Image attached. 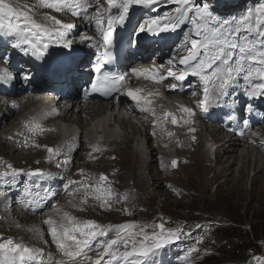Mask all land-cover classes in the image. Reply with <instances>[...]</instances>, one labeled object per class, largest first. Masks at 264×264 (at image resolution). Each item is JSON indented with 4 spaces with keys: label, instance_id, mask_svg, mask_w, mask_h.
<instances>
[{
    "label": "bare ground",
    "instance_id": "1",
    "mask_svg": "<svg viewBox=\"0 0 264 264\" xmlns=\"http://www.w3.org/2000/svg\"><path fill=\"white\" fill-rule=\"evenodd\" d=\"M8 1L5 0L6 3H9ZM10 1L15 3L17 11L28 15H38L49 25H52L53 28L57 26L46 17H55L63 25H72L71 28L67 29L59 27V30L65 32V39L67 37L74 39L72 41L74 44L85 43L86 41L79 37L85 36V34L90 37L88 32L95 31L97 35L91 36V40L94 45L99 44L100 49L104 48L103 38L100 29L95 24V19L99 15V18L104 22L103 27L106 29L109 14H118L116 9H111L109 12L107 4L106 6L101 4L100 14L95 13L96 5H94L87 11V16L93 17L91 22L84 13H81L71 18L76 21L73 25L68 23L70 20L69 15L73 13L68 10L56 11L46 7V12L40 13L39 9L43 7L41 0ZM167 1L169 0H158L156 4L150 7L133 6L132 11L129 10L126 22L123 25L116 26L118 28L125 27L131 22V34L133 30L137 31L138 26L144 24L146 20L158 18L157 16H148L146 12L155 9L157 12L161 11L162 8L156 6H164ZM89 2L93 4L95 0H89ZM239 2L240 0L237 1V3ZM143 16L144 19H141ZM83 27H85L84 30L78 31L79 28ZM148 27L149 25L145 24V28ZM179 31L180 29L176 32L173 30L167 31L169 32L167 40L162 44L155 45V52L158 49L161 54L158 60L152 58L150 60L159 63L158 73L167 72L169 67L177 70V73L183 70V66L179 64L180 51L178 52V48H176L179 45H176L178 41H175V44L173 43V46L170 47L171 41L175 39ZM146 40L149 41V38L146 37ZM47 50L46 59L53 70L58 72L66 64L65 70L67 72L65 74L68 78H60L58 83L64 84V81L68 80V84H76L75 77H78L79 74L72 69L75 63L73 60L68 59L69 51L65 48H57L53 44ZM9 51V43L0 41V72H3L9 81L12 78L11 75L19 80V85L14 91L9 90L0 83V124H2V126L0 125V147L7 145L12 150L10 156H0V173L10 172L11 169L8 165H11L12 168L24 170V174L17 175L15 178L0 175V190L5 192V196L0 197V230L3 233L0 242H6L8 238H11L14 243L22 244L30 249H42V256L37 255L36 259L31 261L30 264H55L56 261H64L65 264H95L98 258H100V264H109V261H111V264H125L123 259L113 260L112 256L105 255L104 251L107 240L116 238V228L127 223L98 224L107 229V236H96L90 241L89 246L83 249V257L70 260L64 256L63 251L54 243L49 226L45 221L51 218L53 221L61 223L63 214H70L69 211H71L72 217H75L77 222H86L81 218L85 217L89 209L96 208L99 214L104 215L106 209L100 207L101 204H113L120 191H126L131 195V203L130 199L128 200L129 208L132 213H136V210H138V198L136 196L138 191L132 188L129 183L120 181L118 172L123 167L119 165L121 161L120 150L122 147L131 148L133 152L134 144L141 137H144L148 143L146 150L137 151L136 149L134 151L138 153L137 164L139 166L144 164L142 174L136 176L140 186L144 184L145 177L151 176L147 167L152 173L154 185L162 187L164 182L161 183L160 179H164L165 173L180 167L183 161L189 160L188 155L196 152L197 148L202 149L204 155L209 156L206 151L207 146L218 142L220 151L230 153L219 159L221 163H226L220 174L224 177L227 174L229 175L230 170L225 171V169L230 167L235 160H238L236 162L239 166L232 180L234 178L242 183L249 176H252V191L250 193H255L256 188L262 186L259 193L261 196L264 195V117L257 115L260 110L264 111V104L261 103L258 96L249 94L260 92L264 96V88L260 87L264 85V78L253 77L245 80L243 74H241L230 83L227 94L217 100V87L213 81H209L206 85L200 77L189 74L187 79L178 82L177 88L173 90L168 87L170 82L173 83L172 78L169 77L161 82V87L167 97L177 98L176 103L180 107L178 106L175 110L167 109L164 107L166 97L154 94L157 100V108L170 115H165V121L160 123V129L152 132L148 128L149 121L153 117L152 114L139 110L128 95L121 97L120 104H116L119 99L112 101L92 99L81 105L78 112L74 107H70L69 104L66 106L60 100L57 105H59L61 112H57L56 108L45 105V107L39 109L37 114L25 113L30 106H38L40 99H35L32 95L28 101L17 99V103H12L10 98H20L27 93L28 85L25 83L26 80L23 79V75L24 73L31 74L32 71L29 70V66L32 64H28L23 54L10 53ZM165 55L170 58L165 57ZM166 58L167 61L165 62ZM169 61H172V63L169 64ZM32 63L36 64L35 62ZM7 72L10 74L8 75ZM163 75L166 76V74ZM196 79L197 84L194 87H186ZM91 83L93 85V82ZM205 86L209 88L207 112L203 111L201 103ZM245 102L248 103L246 105L250 106L251 113L256 112V121L259 122L257 126L252 124L248 128L242 124L247 115L246 112H240L241 108L239 107L244 105ZM15 104L19 105L13 106ZM185 106L192 108L195 115L190 116L186 113L183 110ZM225 114H234V116L231 120L224 121L223 116ZM37 124L41 125L43 131L32 130ZM170 126L172 129H170ZM190 129H195V131H190ZM193 137L195 138L193 139ZM55 142H59V144L57 145ZM169 144L170 146L176 145L174 155L165 151ZM244 146L246 148L241 150L240 155L231 154ZM48 148L54 149V152L49 153ZM184 153L185 155L182 156ZM14 154H16L15 157H13ZM132 156L129 155V157ZM229 157L235 158V160L228 161ZM19 158L20 160H18ZM65 161L67 162L65 163ZM173 161H176L175 166ZM78 167H81L83 172L77 170ZM101 168L105 169L100 171ZM139 168L141 169V167ZM37 169L42 170L43 174L29 175ZM115 170L116 173H111ZM102 174L107 177V180L100 181L99 178ZM130 177H134V175ZM176 188L173 185L169 187L171 191L176 190ZM91 195H95L92 200L90 199ZM72 201H77L79 205L85 203L82 207L77 208L72 207ZM16 203L21 206V209L15 207ZM118 203L119 200L116 204ZM30 219H36L40 226H44L47 235L46 240L41 239L37 228L30 224ZM211 223L217 224L213 221ZM129 231H132V229ZM18 236H23V241L18 239ZM15 238L16 240H14ZM78 238L80 237L78 236ZM187 239L188 235L186 234V244L178 242L180 244L177 248L191 245L192 243ZM171 244L172 242L167 243V245ZM132 247L131 242L127 246L119 244L113 251L119 256L120 253L131 251ZM69 250L72 249L69 248ZM156 251L147 258H140L139 264H157V260L161 261L160 264H166L167 258L163 254L155 255ZM129 259H136V257H130ZM176 262L174 257L167 264H176ZM2 263L6 264V261L3 254L0 253V264Z\"/></svg>",
    "mask_w": 264,
    "mask_h": 264
},
{
    "label": "snow or ice",
    "instance_id": "2",
    "mask_svg": "<svg viewBox=\"0 0 264 264\" xmlns=\"http://www.w3.org/2000/svg\"><path fill=\"white\" fill-rule=\"evenodd\" d=\"M158 0H96L95 11L100 14V7L102 3H106L108 10L116 9L118 14H109L107 19V28L103 27V21L98 17L95 19V24L100 29L105 51L100 54V58L104 60L110 59V49L113 44L114 28L116 25H123L129 14V10L133 6H146L150 7L156 4ZM176 5V15L162 20L161 18L146 20L144 24L138 26L139 32L148 31L154 35L159 33L175 30L186 20L190 21L192 27L190 33H194L197 38H190L189 34L184 37V42L179 45L177 51H186L188 54L179 59V64L183 66V70L177 74L171 67L167 69L166 76L159 75L158 69L155 67L149 68H133L131 69L135 77H146L157 82H164L169 77L173 81L183 82L189 74L198 76L202 81L207 83L213 81L216 84L218 95L217 100L227 94V88L235 77L243 74L245 80L253 77L264 78V33L260 34V40L253 42L251 39H241L240 34L242 30L249 32L257 30L256 25L264 22V3L259 7L250 9L244 14L239 21L232 20H219L213 16L208 10V4L201 3L197 6L192 0H170ZM44 7L55 9L56 11L68 10L73 12L74 15L84 13L91 22L93 17L87 16V11L91 7L89 0H41ZM53 21L54 28H49L34 22L27 13L17 11L11 4L6 3L5 0H0V29L6 30L11 33H17L20 36L19 41L14 45L15 48L23 49V45H30L32 55L37 58H42L43 50H46L48 45L44 44L41 48L39 41L33 43L31 36H40L41 34L47 36L53 43L64 41V47L70 48L71 41L65 40V32L60 31L59 27L71 28L72 25H63L61 21L55 17H46ZM16 21V22H14ZM145 24L150 25L147 29ZM163 24V26H161ZM55 37V39H53ZM83 40H91L89 37H84ZM99 47V44H97ZM25 54H28L25 51ZM172 61H169L171 64ZM95 73L100 74L102 78L98 80L100 86L107 92L116 91L117 85H121L124 81V74H113L108 71L102 72V65L99 60L94 68ZM24 80L30 79L27 73L23 75ZM177 83H169L170 89H176ZM96 85H93L95 89ZM264 88V85L260 86ZM203 111H208L209 104V88L204 87ZM141 89H129L127 95L130 96L138 105L141 102L151 105L152 101L145 99L141 95ZM254 95L255 93H249ZM154 95V93H149ZM16 106V105H13ZM183 110L190 116L195 115L192 108L185 106ZM142 112H150L155 116V109L151 107H141ZM165 115H170L165 113ZM33 131H43L41 125L37 124L32 129ZM195 131V129H190ZM155 134V133H153ZM171 135V134H170ZM195 137H193L194 139ZM49 153H53L54 149L48 148ZM67 161H65L66 163ZM176 161H173L175 166ZM10 172L6 171L0 173L4 177L15 178L17 175L24 174V170L12 168ZM83 172V170H81ZM42 170H35L29 175H42ZM100 181L107 180L103 174L100 176ZM99 190V189H97ZM5 196V192L0 190V197ZM99 198V197H98ZM110 207V205H108ZM49 226L50 235L54 243L63 251L65 257L70 260H75L77 257H83V249L89 246V243L96 236H107V229L102 228L95 221L88 220L86 222H77L75 217L64 213L61 217V223L53 221L51 218L45 221ZM111 227V226H109ZM136 225L129 223L126 225L118 226L116 228L117 235L115 239L107 240L104 254L111 255L113 260L123 259L125 264H139L140 258H147L150 254L159 250L173 239H179V234L182 229L169 230L167 234L164 233V225H158L161 230L159 233H153L151 236L144 234L143 240L139 242L137 247L135 236L145 233L147 226L140 228V233L129 231L135 228ZM99 229V231H97ZM78 236L80 238H78ZM66 241L68 242L66 244ZM129 242L133 247L131 251L120 253L119 256L113 249L119 244L127 246ZM102 247L104 245H101ZM71 248L72 250H69ZM198 251V249H190L187 255L191 252ZM0 253L3 254L6 264H30L35 260L37 255L43 254L42 249H30L22 244H16L11 238L6 242H0ZM136 257V259H129ZM90 259V258H89ZM55 264H65L64 261H56ZM95 264H100V258L95 261ZM111 264V261H109Z\"/></svg>",
    "mask_w": 264,
    "mask_h": 264
},
{
    "label": "rangeland",
    "instance_id": "3",
    "mask_svg": "<svg viewBox=\"0 0 264 264\" xmlns=\"http://www.w3.org/2000/svg\"><path fill=\"white\" fill-rule=\"evenodd\" d=\"M193 3L197 6L201 5V3L208 4V10L219 20L239 21L248 10L259 7L261 3H264V0H240L239 3H237V0H216V2L215 0H193ZM94 5H96V0L95 3H91V6ZM102 5L106 6V3H102ZM156 7H161L162 10L157 12L155 9L147 11L146 14L148 16H157L163 20L176 15V5L170 0L164 6L157 5ZM39 12L45 13L46 7H41ZM95 13L97 12L95 11ZM69 16L70 20L68 23L74 25L76 21L71 19L74 14L72 13ZM182 26L184 27L182 28ZM191 27L190 21L186 20L173 30L176 32V30L180 29L179 34H176L172 42L178 41L176 45H181L186 34H189L190 38H197L194 33H190ZM256 28L258 31L249 32L242 30L240 38H248L253 42H258L261 38L260 34L264 33V22L256 25ZM84 29L85 27L79 28L78 31ZM179 55L181 58L186 55V51H180ZM166 61L167 59H165ZM172 70L177 72L174 68ZM173 83L178 82L173 81ZM195 84H197V79L193 82L192 87ZM246 104L248 103L239 108L242 110ZM0 125L2 126V124ZM57 134L59 133L57 132ZM147 143V140L141 137L134 144V151L136 149L137 151L146 150ZM55 144L58 145L59 142H55ZM218 146V142L207 146L206 151L211 158L204 155L202 149L197 148L196 152L188 155L187 158L189 160L183 161L180 167L170 171L174 174L165 173L164 179H160L161 183L162 181L164 182L162 187L154 185L152 173L148 167L147 170L151 176L145 177L143 180L144 184L140 186L136 176L142 174L144 164L141 165V163V166L137 164L138 153L132 152L133 149L122 147L121 150L123 152L120 150L121 161L119 165H122V169L125 171L119 170L118 179L124 183H129L132 188L138 191L136 195L138 198V210H136V213L138 214L132 213L129 208L128 200L130 199L131 203V195L126 191H120L113 204H101L100 207L106 209L104 215L99 214L97 208L89 209L85 217L81 219L92 220L97 224L133 223L136 227L131 232L134 233H140V228L147 226L145 233L135 236L136 245L143 240L144 234L151 236L154 232L159 233L161 230L158 225L160 224L164 225L163 231L165 234L169 230L182 229L179 239H173L171 245L166 244L155 253V255L163 254L167 258V263L175 257L176 264H264V195L261 196L259 193L262 190V186L256 188L255 193H250L252 191V176H249L242 183L234 178L232 180L239 166L237 165L238 162H236L238 160H235V158H228V161L232 162L235 160V162L225 169V171L230 170L229 175L227 174L226 177L222 176L220 173L224 170L226 163H221L219 159L230 153L220 151ZM9 148L10 146L7 147V145L0 147V156H10L12 150ZM245 148L246 146L240 147L237 152L231 154L240 155L241 150ZM129 155L133 156L129 157ZM15 156L16 154L13 155V157ZM214 157H217L218 160ZM104 169L101 168L99 170ZM77 170L81 171V167H78ZM111 173H116V170L111 171ZM132 175L134 177H130ZM172 185L177 187L176 190L171 191L169 189ZM142 194L143 196H141ZM94 196L91 195L90 199L92 200ZM117 200H119L118 204H116ZM84 203L79 205L77 201H72V207L80 208ZM15 207L21 209V206L17 203ZM69 212L72 216L71 211ZM30 221V224L39 231L41 239L46 240L47 235L44 226L42 224L40 226L36 219H30ZM211 221L217 224H212ZM251 224L255 225V231L251 230ZM186 234L192 244L178 249L177 247H179L180 243L186 244ZM2 237L3 233L0 230V239ZM17 238L23 241V236H18ZM244 241L250 246V255L244 263H239L236 259L237 243ZM193 248L198 249V251H193L190 255H187L189 250ZM156 263L160 264L161 261L157 260Z\"/></svg>",
    "mask_w": 264,
    "mask_h": 264
},
{
    "label": "trees",
    "instance_id": "4",
    "mask_svg": "<svg viewBox=\"0 0 264 264\" xmlns=\"http://www.w3.org/2000/svg\"><path fill=\"white\" fill-rule=\"evenodd\" d=\"M251 230L255 231V225L251 224ZM237 252H236V259L239 263H244V261L250 255V246L247 245L246 241L242 243H237Z\"/></svg>",
    "mask_w": 264,
    "mask_h": 264
}]
</instances>
